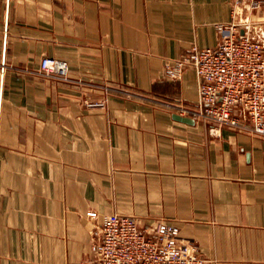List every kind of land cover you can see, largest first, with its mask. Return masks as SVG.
<instances>
[{
	"label": "crops",
	"instance_id": "crops-1",
	"mask_svg": "<svg viewBox=\"0 0 264 264\" xmlns=\"http://www.w3.org/2000/svg\"><path fill=\"white\" fill-rule=\"evenodd\" d=\"M233 19L264 45V0H0V264L86 263L88 210L176 225L203 264H264V139L175 119L198 79L164 74Z\"/></svg>",
	"mask_w": 264,
	"mask_h": 264
},
{
	"label": "built area",
	"instance_id": "built-area-1",
	"mask_svg": "<svg viewBox=\"0 0 264 264\" xmlns=\"http://www.w3.org/2000/svg\"><path fill=\"white\" fill-rule=\"evenodd\" d=\"M236 3L240 0H234ZM213 47L193 46L166 63L164 74L178 78L191 67L198 79L193 108L171 104L175 112L204 125L227 128L264 139V45L241 33L234 19L217 25ZM43 76L67 80V63L52 57L40 61ZM102 106V102L88 103ZM244 114V118L241 114ZM83 227L92 236L91 257L78 264H203L196 245L179 228L162 219L141 226L135 216L88 210Z\"/></svg>",
	"mask_w": 264,
	"mask_h": 264
},
{
	"label": "water",
	"instance_id": "water-1",
	"mask_svg": "<svg viewBox=\"0 0 264 264\" xmlns=\"http://www.w3.org/2000/svg\"><path fill=\"white\" fill-rule=\"evenodd\" d=\"M173 117L179 121L186 122V123H193V119L187 116H180L178 114H174Z\"/></svg>",
	"mask_w": 264,
	"mask_h": 264
}]
</instances>
